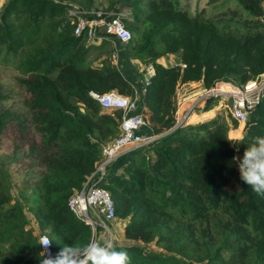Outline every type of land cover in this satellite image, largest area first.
Segmentation results:
<instances>
[{
    "label": "trees",
    "instance_id": "trees-1",
    "mask_svg": "<svg viewBox=\"0 0 264 264\" xmlns=\"http://www.w3.org/2000/svg\"><path fill=\"white\" fill-rule=\"evenodd\" d=\"M76 1L8 0L0 12V60L20 73L16 91L0 87V145L6 134L15 135L6 155L26 172L14 183L36 194L32 210L41 229L36 236L21 206L11 203L8 174L0 167V264H40L38 236L45 230L57 239L54 256L65 244L92 240L90 226L68 200L94 170L102 147L118 135L121 113L103 110L90 92L134 97L137 90L103 54L110 39L86 45L83 34H74L69 10ZM94 1L82 0L84 8L97 11ZM235 2L248 17L234 29L203 10L190 14L180 0H130L129 13L121 16L132 33L121 44L154 69L138 103L159 135L99 183L116 219L127 220L129 244L116 247L128 252L131 264H264V198L240 180L233 159L264 135V93L238 140L228 137L229 126L238 123L220 114L172 129L179 85L264 79V0ZM170 54L174 64L159 61ZM213 100L204 110L215 106ZM150 242L162 251L147 249Z\"/></svg>",
    "mask_w": 264,
    "mask_h": 264
},
{
    "label": "built area",
    "instance_id": "built-area-1",
    "mask_svg": "<svg viewBox=\"0 0 264 264\" xmlns=\"http://www.w3.org/2000/svg\"><path fill=\"white\" fill-rule=\"evenodd\" d=\"M69 14L72 19L71 23H75L74 34H83L87 41L96 42L105 38L119 43H127L132 38L131 31L121 20V16H124L122 11L101 12L72 8L69 10ZM98 30H102L104 34L96 35ZM153 72V66L147 65L144 81H147ZM143 84L135 91L134 97L120 94L117 90H110L102 94L90 92V95L103 110L121 113L118 135L102 147V157L96 162L94 170L86 177L81 188L75 191L68 200V207L72 213L90 226L92 240H98L102 236L99 234L100 227L104 230L103 235L107 234V238L112 239L107 222L116 219L114 205L109 192L99 185L107 176H110L108 168L121 157L148 147L159 137L152 131L148 133L146 130L149 126L143 118L138 103V98L144 91ZM228 84L226 83L225 87ZM236 85H233V88H227V90L220 89L222 86L209 88L202 86L201 90L194 95L193 100L186 105L185 101L177 99L175 124L172 129L189 123L190 117L196 114V109L200 105L203 109V105L208 99L217 97H221V100H230L231 118L238 124H244L249 112L260 103L264 93V79L259 80L256 77ZM177 91L178 88L176 96ZM43 235L46 234L42 233L38 236V242ZM41 251H43L42 248ZM49 251L54 256L52 245Z\"/></svg>",
    "mask_w": 264,
    "mask_h": 264
},
{
    "label": "rangeland",
    "instance_id": "rangeland-1",
    "mask_svg": "<svg viewBox=\"0 0 264 264\" xmlns=\"http://www.w3.org/2000/svg\"><path fill=\"white\" fill-rule=\"evenodd\" d=\"M8 0H0V12L3 8V6L7 3ZM130 0H95L93 3V8L96 9L97 11H101V12H110V11H114L115 9H118V11H122L124 13V15L127 13H129V9L126 8V4L129 2ZM181 4L183 5V7H185L187 9V11L190 14H195L198 10H203V14L205 15V17L207 18H211L214 19L216 21L220 20V19H224V22L228 23L229 27H231L230 29H234V28H239V22H242L243 18L248 17L246 13L243 12V10L239 7V5L235 2V0H217L214 2H210V0H180ZM72 6L74 8H81L83 10H86V8H84L85 6L82 3V0H77L75 3H72ZM236 13V16H233L232 13ZM239 15V16H238ZM234 20L233 21H225L228 18H230ZM264 20V16L262 18ZM235 21L237 22V24L235 23ZM239 21V22H238ZM222 23V22H221ZM219 23V24H221ZM104 32L102 30H98L96 32V35L101 36L103 35ZM93 43H95L93 40L87 41L86 45H92ZM121 44V43H120ZM103 54L110 60V62L114 65H116L118 68L122 67V69L125 67H123V64H128V69H138L140 67H144V64L138 60L137 58L133 57L131 54V51L129 50V46L128 44H124V45H119L116 46V44L114 43H108V45H106V47L104 48V50L102 51ZM95 55H97V52L94 51L92 53V57H95ZM100 60L96 61L95 60V65L99 63ZM159 61L162 64H174L176 62V56L170 54L166 57H164L163 59L160 58ZM141 69V68H140ZM141 78H142V72H141ZM20 76V73L15 69V66L11 63H3L0 60V87L2 89H6L7 91H16V77ZM144 79V77H143ZM144 83V80L142 81V84ZM236 85V84H231L229 83L227 88H233L232 86ZM137 89H139L141 87V85H135ZM237 86V85H236ZM14 98H18L17 95H13L12 99ZM221 100V97H217L214 98V103H219V101ZM231 101L230 100H226L224 99L221 102V107L218 111H220V115L224 116L225 118H227L228 121H231V116L229 113V107H230ZM214 113L211 112L208 115H214L212 114ZM216 113V112H215ZM243 124V123H242ZM242 124L240 123V128L242 126ZM13 137H15V135H11V134H6L1 142L0 145V155H1V159H0V167H5L6 169V174H8V186L10 187L9 189L12 191L11 195H12V200L11 203H18L26 218L28 221V227L33 231V233L37 236L39 234V232H41V229L39 228L35 217H34V211L33 206H34V199L36 194H31L32 193V189L30 188H21L20 185L16 186L15 185V181H19V180H23V177H25V173L26 172H20V170H18V164L17 163H10L12 161V156L10 155H6L9 154L10 151L12 150L13 147V142L14 139ZM130 154H127L126 156L121 157L120 159H118L117 162H120V164H122L123 162L127 161L126 159L129 158ZM8 159V165L6 164V161ZM20 163V162H19ZM21 165H24V162L21 161L20 163ZM8 206V205H7ZM115 226H111V224H109L111 230H112V240L114 241L115 245H122V244H129V241L124 240L123 236H121V226L118 223L117 219H115ZM103 228L100 227L99 228V234L102 235L98 240L102 241L104 238H107V234L103 235ZM45 234H48V230L44 231ZM147 249L149 250H153V251H162V249L157 246L154 242H150L148 244L144 245Z\"/></svg>",
    "mask_w": 264,
    "mask_h": 264
},
{
    "label": "clouds",
    "instance_id": "clouds-1",
    "mask_svg": "<svg viewBox=\"0 0 264 264\" xmlns=\"http://www.w3.org/2000/svg\"><path fill=\"white\" fill-rule=\"evenodd\" d=\"M233 159L240 180L264 198V135L254 136L246 144L243 155ZM53 240L57 239L48 235L39 238L37 245L43 249L39 254L40 264H131L128 252L118 250L111 238L94 239L83 245L65 244L55 256L49 251Z\"/></svg>",
    "mask_w": 264,
    "mask_h": 264
},
{
    "label": "crops",
    "instance_id": "crops-1",
    "mask_svg": "<svg viewBox=\"0 0 264 264\" xmlns=\"http://www.w3.org/2000/svg\"><path fill=\"white\" fill-rule=\"evenodd\" d=\"M104 39V38H103ZM102 39L96 41L95 43H93L94 45H99L100 42H101ZM111 43H114L116 44V46H119L120 43L117 42V41H113V40H110ZM164 57H162L163 59ZM123 65V67H125V69L122 67H120V71L122 72V74L135 86V85H142V81L144 80L143 77L145 76L144 73H145V68L146 66L144 65V67H140L138 69H128L127 66L128 64H121ZM166 65V64H164ZM130 67V66H128ZM141 72H142V78H141ZM136 87V86H135ZM202 88V83L197 81H191V82H187V83H184V84H181L178 86V91H177V96H176V99H178V101H185V105L189 102H191L194 98V95L200 91ZM223 100H220L219 103H215V106H213L212 108L208 109V110H204V106L205 104L203 105V109L200 107L202 105H200L197 109H196V114L193 115L192 117H190V122L192 123H197V122H201V121H204V120H207V119H210L214 116H216L217 114H220L218 111L221 107V102ZM184 106V105H182ZM211 110H214V115H208L210 113ZM216 112V113H215ZM243 129H244V124L241 126L240 128V124H238L236 127H232L231 125L229 126V129H228V137L232 140H238L242 137L243 135ZM147 132L148 133H151V129L150 127H147L146 128ZM232 133V135H231ZM127 160V159H126ZM118 161V160H117ZM115 161L109 168H108V174L112 175V174H115V173H118L121 171V167L122 165L126 162H123L122 164H120V162H117ZM115 221L116 220H112V221H109L107 222V225L109 227V231L112 232L109 224H111L112 228L113 226H115ZM118 223L120 224L121 226V230H120V234L121 236H123V231H124V226L125 224L127 223V220H120V219H117ZM111 236H112V233H111ZM124 238V236H123ZM124 240H126L124 238Z\"/></svg>",
    "mask_w": 264,
    "mask_h": 264
},
{
    "label": "bare ground",
    "instance_id": "bare-ground-1",
    "mask_svg": "<svg viewBox=\"0 0 264 264\" xmlns=\"http://www.w3.org/2000/svg\"><path fill=\"white\" fill-rule=\"evenodd\" d=\"M220 89H224L227 90V87H225V85H222V87ZM242 124V123H241ZM243 125V124H242Z\"/></svg>",
    "mask_w": 264,
    "mask_h": 264
},
{
    "label": "water",
    "instance_id": "water-1",
    "mask_svg": "<svg viewBox=\"0 0 264 264\" xmlns=\"http://www.w3.org/2000/svg\"><path fill=\"white\" fill-rule=\"evenodd\" d=\"M107 20H108V18H107Z\"/></svg>",
    "mask_w": 264,
    "mask_h": 264
}]
</instances>
